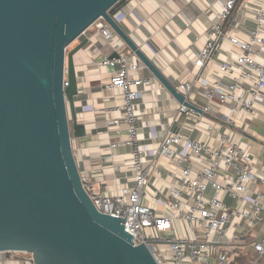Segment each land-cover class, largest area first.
Wrapping results in <instances>:
<instances>
[{
  "label": "built area",
  "instance_id": "obj_1",
  "mask_svg": "<svg viewBox=\"0 0 264 264\" xmlns=\"http://www.w3.org/2000/svg\"><path fill=\"white\" fill-rule=\"evenodd\" d=\"M97 20L94 33L86 35L88 27L78 37L96 33L116 56L91 62L109 74L99 87L109 101L98 108L99 123L77 118L85 135H70L84 189L99 211L125 215L132 243L145 244L157 264H228L245 231L264 222V165L242 136L248 120H264V0H221L202 43L187 53L191 76L167 77L192 107L141 73L146 65ZM162 87L169 107L159 106L168 114L158 110L154 128L142 135L144 90ZM101 142L108 154L88 155ZM252 248L254 257L238 264L264 254V232Z\"/></svg>",
  "mask_w": 264,
  "mask_h": 264
},
{
  "label": "water",
  "instance_id": "obj_2",
  "mask_svg": "<svg viewBox=\"0 0 264 264\" xmlns=\"http://www.w3.org/2000/svg\"><path fill=\"white\" fill-rule=\"evenodd\" d=\"M119 2L0 0V250L25 251L34 264H157L145 244L132 243L125 215L95 207L70 142L71 133L85 135L74 54L89 39L65 48L98 18L193 106L119 24L112 13Z\"/></svg>",
  "mask_w": 264,
  "mask_h": 264
},
{
  "label": "crops",
  "instance_id": "obj_3",
  "mask_svg": "<svg viewBox=\"0 0 264 264\" xmlns=\"http://www.w3.org/2000/svg\"><path fill=\"white\" fill-rule=\"evenodd\" d=\"M220 3L221 0H126L113 14L135 43L173 82L178 76L186 75L188 78L191 76L187 53L195 50L202 43L201 34L211 16L218 11ZM99 23L100 20L94 21L86 35L94 33ZM242 23L244 26L247 22L242 20ZM89 37L88 42L74 54L78 83L75 110L78 119L93 118L99 123L98 108L102 102H109L106 101L107 95H102L99 87L105 83L109 74L98 70L91 62L93 58L107 54L110 50L96 33ZM79 67L85 68L86 72ZM81 72L84 75H79ZM141 73L152 74L146 68ZM84 76H86V82L81 80ZM103 92L109 94L110 91L104 87ZM167 94V90L163 87L156 94L149 89L144 90V98L140 103L141 107L139 106L141 121L139 130L142 135H145L149 127L154 128L158 110L162 116L168 114L162 112L161 105L159 106L162 104L169 107ZM242 136L249 143L258 166L264 165V120L261 118L248 120L245 129L242 130ZM93 137L88 138L91 140ZM90 154L96 158L102 154L101 157H103L108 154V150L101 142L98 149L88 153ZM98 161L101 162L100 158L91 159V162H97V164ZM263 232L264 222L246 230L245 237L239 241V244H234L228 264H238L242 260L248 261L253 258L255 251L252 248V241L259 238ZM0 264H34V262L32 256L25 251L0 250ZM255 264H264V254Z\"/></svg>",
  "mask_w": 264,
  "mask_h": 264
},
{
  "label": "rangeland",
  "instance_id": "obj_4",
  "mask_svg": "<svg viewBox=\"0 0 264 264\" xmlns=\"http://www.w3.org/2000/svg\"><path fill=\"white\" fill-rule=\"evenodd\" d=\"M92 25V24H91ZM90 25V26H91ZM80 39H82V37H77V38H75L73 41H71L67 46H66V48H65V54H67V52H69L79 41H80ZM80 51V49L77 51V52H79ZM76 52V53H77ZM75 53V54H76ZM81 68V70H84L85 72H86V70H85V68H82V67H79V69ZM83 71V72H84ZM83 72H81L79 75H84V73ZM86 76H84V78L83 79H81L82 80V82H86Z\"/></svg>",
  "mask_w": 264,
  "mask_h": 264
},
{
  "label": "trees",
  "instance_id": "obj_5",
  "mask_svg": "<svg viewBox=\"0 0 264 264\" xmlns=\"http://www.w3.org/2000/svg\"><path fill=\"white\" fill-rule=\"evenodd\" d=\"M125 2H126V0H120V2L118 3V5L116 6V8H114V9L112 10V13H114V12L116 11V9H117L119 6L123 5Z\"/></svg>",
  "mask_w": 264,
  "mask_h": 264
}]
</instances>
